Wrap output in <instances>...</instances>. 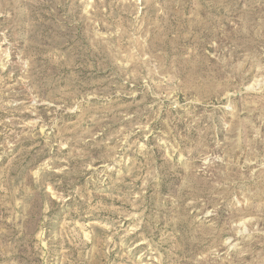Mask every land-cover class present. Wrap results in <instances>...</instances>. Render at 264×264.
Segmentation results:
<instances>
[{"label": "rangeland", "instance_id": "1", "mask_svg": "<svg viewBox=\"0 0 264 264\" xmlns=\"http://www.w3.org/2000/svg\"><path fill=\"white\" fill-rule=\"evenodd\" d=\"M0 264H264V0H0Z\"/></svg>", "mask_w": 264, "mask_h": 264}]
</instances>
